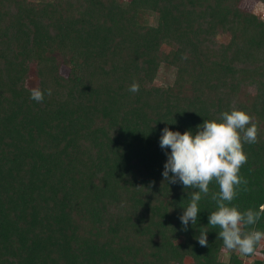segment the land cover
I'll use <instances>...</instances> for the list:
<instances>
[{"label":"trees","instance_id":"obj_1","mask_svg":"<svg viewBox=\"0 0 264 264\" xmlns=\"http://www.w3.org/2000/svg\"><path fill=\"white\" fill-rule=\"evenodd\" d=\"M243 2L0 0V264H246L264 253V241L252 256L223 247L210 196L181 230L193 190L162 176L165 127L195 135L240 110L258 142L242 141L248 190L230 206L264 204V20ZM33 88L51 95L35 102ZM204 227L207 247L195 239ZM254 227L264 232V216Z\"/></svg>","mask_w":264,"mask_h":264},{"label":"clouds","instance_id":"obj_2","mask_svg":"<svg viewBox=\"0 0 264 264\" xmlns=\"http://www.w3.org/2000/svg\"><path fill=\"white\" fill-rule=\"evenodd\" d=\"M139 89V84L133 82L128 91L136 94ZM45 91L51 95V89ZM45 91L33 88L30 99L43 102ZM257 133L252 117L233 109L220 113L217 119L204 120L197 126L195 135L191 131L181 134L165 127L160 137V147L166 154L171 149L162 173L164 181L180 183L186 190H193L188 192L190 202L179 217L183 225L181 230L187 231L190 221L193 226L196 225L199 202L210 196L217 210L209 215V226L219 229L218 240L223 242L225 249L237 251L243 256L256 254L257 246L264 241V232L254 227L264 216V204L258 210L244 212L230 206L240 190H248V181L239 174L241 167L247 163L243 143H257ZM213 182L219 191L210 192ZM207 228H200V234L195 237L202 247L208 246ZM246 228L250 230L245 231Z\"/></svg>","mask_w":264,"mask_h":264},{"label":"rangeland","instance_id":"obj_3","mask_svg":"<svg viewBox=\"0 0 264 264\" xmlns=\"http://www.w3.org/2000/svg\"><path fill=\"white\" fill-rule=\"evenodd\" d=\"M242 8L254 12L255 14H257L258 16H260L264 20V5L262 3H260L259 1L244 0V2L242 3ZM220 40L223 41V39H220ZM166 79H167V77H164L161 82H157V83H160V85H165ZM262 247L263 246H261V248ZM222 258L224 261H227L229 258L228 253L227 252L223 253ZM256 259L257 260H263L264 259V253H262L261 251L258 252L254 258L247 259L246 264H252L253 261Z\"/></svg>","mask_w":264,"mask_h":264}]
</instances>
